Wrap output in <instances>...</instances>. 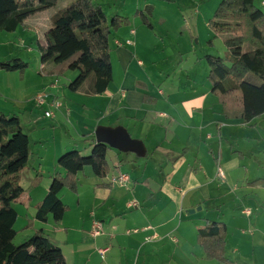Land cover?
Returning <instances> with one entry per match:
<instances>
[{"label":"crops","instance_id":"crops-1","mask_svg":"<svg viewBox=\"0 0 264 264\" xmlns=\"http://www.w3.org/2000/svg\"><path fill=\"white\" fill-rule=\"evenodd\" d=\"M92 2L104 10L109 6L111 18L131 19L129 27L110 36L113 80L103 94L71 93L66 88L69 81L60 84L58 77L48 75L55 67L42 65L37 44L44 41L45 32L51 27V10L28 18L14 33L0 31V61L31 58L37 63L45 74L42 82L49 79L40 88L49 89L56 99L64 97L65 115H70L71 106L84 115L81 126L76 122L80 139H93L98 126H123L132 138L144 142L147 155L133 166V176L128 174L132 184L111 183L112 176L125 169L121 166L125 160L118 155L114 169L106 177L108 182L97 178L94 200L100 205L110 204L111 213L97 219L104 230L96 238L91 235L92 221L96 219H84L82 230L89 229L94 239L89 249L85 243L81 246L83 238L78 227L71 230L66 225L70 217L67 212L59 223L52 216L47 223L35 219V207L44 200L51 184L45 174L41 184L25 196L30 199L35 219L29 221L27 232L32 237L36 230L44 229L56 242L62 237L59 244L68 264L70 258L74 264H221L206 260L204 248L197 241L198 228L211 220L227 226V264H264V184H251L264 179V116L249 124L223 116L208 79L210 68L205 56L211 55L206 53L210 51L198 54V48L191 43L190 30L191 45L183 42L173 50L168 47L170 28L178 34L189 25L180 9L175 24L171 25L168 17L159 19V4L172 5L178 0ZM261 4L264 7V0ZM147 6L154 7L152 21H159L163 32L148 29L136 17V12ZM184 37L181 31L178 38ZM141 56H150L147 68L139 64ZM21 76L18 72L0 71V109L7 103L20 104L17 91L5 90V86L9 79L25 85L28 74ZM145 95L155 103H145ZM23 105L27 111L26 103ZM86 113L91 115L85 116ZM33 115L32 110L30 117ZM220 170L223 177L219 176ZM55 172L65 174L58 167L48 174ZM63 193L64 190L62 199ZM134 201L140 204L139 208L130 209L128 206ZM190 210L195 213L189 214ZM133 230L143 231L128 233ZM71 231L77 232L74 238ZM103 249L107 250L104 256L100 254ZM82 256L85 261L79 260Z\"/></svg>","mask_w":264,"mask_h":264},{"label":"trees","instance_id":"trees-1","mask_svg":"<svg viewBox=\"0 0 264 264\" xmlns=\"http://www.w3.org/2000/svg\"><path fill=\"white\" fill-rule=\"evenodd\" d=\"M258 1L222 0L208 23L214 37L207 45L214 47L215 40L222 39L228 52L225 58L205 56L212 94L227 120L244 124L264 116V11L257 7ZM58 3L59 0H0V31L14 33L28 18L52 10ZM153 12L154 7L147 6L135 15L153 30ZM51 21L44 41L38 43L42 65L55 67L48 75L61 77L70 71L77 73L67 85L68 91L87 96L103 94L113 80L110 36L129 27L131 19L121 16L110 19L92 0H75L54 13ZM28 68L29 63L20 58L0 61L3 72L22 75ZM144 102L155 103V100L145 95ZM23 126L18 115L8 116L0 109V264H68L62 249L44 229L36 230L25 243L15 244L18 234L15 225L19 218L15 205L22 197L29 196L43 179L37 173L28 188L21 185L31 156L30 136ZM109 151L110 147L95 140L89 155L84 156L77 150L62 153L57 163L65 174H53L46 197L35 207V219L47 223L52 216L56 223L61 222L68 211L62 191L69 189L77 193L78 176L86 168L105 179L111 172ZM251 184H264V179ZM227 235L223 222L206 220L198 228L197 241L204 248L206 260L228 263Z\"/></svg>","mask_w":264,"mask_h":264},{"label":"rangeland","instance_id":"rangeland-1","mask_svg":"<svg viewBox=\"0 0 264 264\" xmlns=\"http://www.w3.org/2000/svg\"><path fill=\"white\" fill-rule=\"evenodd\" d=\"M75 0H59L58 5L51 10V14L57 13L60 10L68 7ZM135 1V0H134ZM161 1V0H160ZM222 0H178V2L170 5V4H159L158 18L168 17L170 24H175L177 20V12H181L185 15V22L189 25L188 28L182 29L178 31V34L182 31L185 33V39H179L178 34L172 31L173 28H170L169 37L167 40V45L172 50L175 49L179 44L182 46L183 42L188 45L191 43L198 48V54H203L204 51H210L206 53H210L211 55L219 56L225 58L227 55V49L224 46L222 39L215 40V46L213 48L206 47V41L212 39L214 37V33L208 27L209 20L213 17L215 10L217 9L219 3ZM262 0H259L256 5L262 11H264V7L261 4ZM105 9L108 12L110 18L112 17L109 12V6H105ZM105 10V11H106ZM200 11V13H199ZM107 14V13H106ZM107 15V16H108ZM158 21V20H157ZM153 22V21H152ZM154 30L156 33L163 32V28L161 27L159 21L153 22ZM189 30L193 35V40L189 39ZM188 31V32H187ZM38 45V44H37ZM37 48V46H36ZM151 56V55H150ZM150 56H141L139 59V64H144L143 66L147 68L150 64L148 61V57ZM155 61V60H152ZM29 63V68L25 71L28 74V79L25 85H21V83L17 79H9L5 86V90H13L16 95H19L20 104H15L14 102L7 103L2 107L1 111L6 115H18L23 121L24 132L30 136L31 143V156L29 160V167L25 171L22 180V187L24 189L28 188L31 180L37 175V173L45 174L50 177V183L52 176H49L48 172L54 170L55 167H58V157L62 155V153H67L70 151H81V153L86 156L91 153L89 150L92 149L95 144V140L92 138L89 140L80 139V135L78 134V127L81 126V122L83 120V114L79 111V109L71 106L70 115H65V109L67 106L64 102V97L57 98L62 104L63 108L56 109L54 107H50L49 105L45 107H40L36 101L35 97L40 92H47L49 94L50 100H55L53 96H51V91L46 88H40L46 83H49V79H47L46 83L42 82L45 77L44 72L38 68L37 63H34L31 58L26 60ZM151 63V62H150ZM53 66L54 64L48 65ZM50 67H48L49 69ZM24 72V73H25ZM20 74V73H19ZM73 72H67L64 76L58 77L60 84L68 83L67 81H72L78 75L75 73V77L70 80H66V77L72 76ZM24 74H22L21 78ZM14 78V77H10ZM20 78V80H21ZM68 83V84H69ZM259 83V81H257ZM43 84V85H42ZM67 84V85H68ZM67 87V86H66ZM4 89V88H3ZM41 90V91H40ZM14 95V94H13ZM23 98V100H21ZM23 103H26L27 111H24ZM25 107V106H24ZM50 109L52 112L56 114V118H47L45 117V110ZM34 111L33 117L31 116V111ZM13 111V112H12ZM54 114V116H55ZM91 114L86 113L85 116H90ZM78 121L79 126H77L76 122ZM39 123V128L36 130L35 125ZM104 124V123H103ZM37 125V126H38ZM88 152H86V150ZM61 152V154L57 155ZM66 151V152H65ZM110 154L108 153V163L111 168L114 169V165L117 161L116 156L120 159L125 160L121 166L125 167L123 173H127L132 175L134 173L133 166L136 165V162L142 160L144 158H140L135 154H131V158L127 159V154H123L115 149L110 148ZM146 158V157H145ZM42 166V172L40 167ZM59 168V167H58ZM60 169V168H59ZM56 173V172H55ZM54 173V174H55ZM133 176V175H132ZM92 171L91 168H86L83 172H81L78 176V192L74 193L69 189H64L63 193V202L68 207V216H70L66 220V225H68L71 230L73 228L78 227V234L83 238L82 245L85 243V248L89 249L94 241L92 239L90 232L82 230L84 225V219L90 222V218H95L96 220L104 219L105 214L111 213L110 204L100 205L99 201L94 200L93 191L95 189V183L98 181ZM100 179V178H99ZM103 180V179H102ZM109 179H104L105 182H108ZM111 180V179H110ZM132 180L131 183L132 184ZM50 187V186H49ZM125 190V189H124ZM80 194L78 195V193ZM24 198L25 201H24ZM28 197H22L19 202L15 205V209L19 214L18 221L15 225V229L19 234H17L15 244L21 245L25 243L28 239L31 238V234H29L28 226L31 222L30 220H35L33 216V208L30 204V199L27 200ZM79 199H81V203L79 205ZM29 205V207H28ZM94 213V215H92ZM30 221V222H29ZM26 227V228H25ZM51 231V230H50ZM48 234V233H47ZM77 234L71 231L70 236L74 238ZM55 237V235H54ZM151 240V238H148ZM147 241H150L148 240ZM153 239V238H152ZM53 243L60 247V243H62V237L58 239L59 242H56L54 238L52 239ZM73 246V245H72ZM87 258V257H86ZM79 260L85 261V256L79 258ZM70 263L74 264L73 260L70 258ZM97 263V259H95ZM99 261V259H98Z\"/></svg>","mask_w":264,"mask_h":264},{"label":"water","instance_id":"water-1","mask_svg":"<svg viewBox=\"0 0 264 264\" xmlns=\"http://www.w3.org/2000/svg\"><path fill=\"white\" fill-rule=\"evenodd\" d=\"M95 140L97 143L105 144L123 154H135L140 158H145L147 149L143 141L134 139L123 126L107 127L98 126L95 130ZM202 210V208H198ZM195 210H190L189 214H194Z\"/></svg>","mask_w":264,"mask_h":264},{"label":"built area","instance_id":"built-area-1","mask_svg":"<svg viewBox=\"0 0 264 264\" xmlns=\"http://www.w3.org/2000/svg\"><path fill=\"white\" fill-rule=\"evenodd\" d=\"M134 33V32H132ZM120 45V43H118ZM35 101L36 103L40 106V107H45L46 105L50 106V107H54L56 109H61L63 108V104L55 99V100H50L49 99V95L46 93V92H41L39 93L36 97H35ZM45 117L47 118H54V112H52L50 109H47L45 111ZM219 176L220 177H223V172L220 170L219 171ZM111 183L112 184H118L120 186H127L129 183H130V176L128 174H125V173H119L117 175H114L112 176L111 178ZM139 203L138 202H132L129 204V208L130 209H137L139 208ZM103 224L99 221V220H93L92 221V226H91V235L92 237L96 238V237H99L103 234ZM149 230V229H148ZM140 231H143V230H133V231H128V233H139ZM155 237H153L154 239ZM150 240V239H148ZM176 243H177V240H174ZM107 253V250L106 249H103L100 251V254L102 256H104L105 254Z\"/></svg>","mask_w":264,"mask_h":264}]
</instances>
